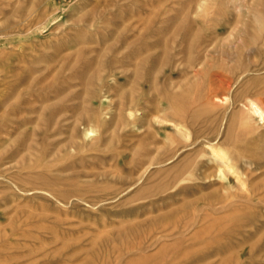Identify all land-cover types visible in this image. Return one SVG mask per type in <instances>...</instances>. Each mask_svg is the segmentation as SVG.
<instances>
[{"label": "rangeland", "instance_id": "374dc122", "mask_svg": "<svg viewBox=\"0 0 264 264\" xmlns=\"http://www.w3.org/2000/svg\"><path fill=\"white\" fill-rule=\"evenodd\" d=\"M0 7L3 264H264V124L249 103L264 100V0ZM215 74L231 81L219 98ZM200 106L237 114L228 144L210 133L191 145L206 125ZM199 146L198 173L145 188L160 179L149 172ZM170 148L179 152L159 163ZM25 167L67 178L56 186L66 198Z\"/></svg>", "mask_w": 264, "mask_h": 264}, {"label": "bare ground", "instance_id": "6f19581e", "mask_svg": "<svg viewBox=\"0 0 264 264\" xmlns=\"http://www.w3.org/2000/svg\"><path fill=\"white\" fill-rule=\"evenodd\" d=\"M1 8V7H0ZM246 10V9H245ZM215 76L217 77H215V80H217V81H219L218 82V85H219V88H216L215 86H213V88H211L210 89V91H209V94L212 96L213 95V98H214V96H216L217 97V94H218V91H219V89L220 90H222V91H224V93L225 92H229L230 91V86H231V81H229V80H226V79H224V78H222L221 77V75L219 76L218 74H215ZM230 79V78H229ZM257 79L258 78H256V79H251V81L253 82H255V80L257 81ZM184 80H182V82H183ZM249 81V80H248ZM176 83V82H175ZM249 83V82H248ZM248 83H247V85H248ZM171 85V84H170ZM174 85V84H173ZM172 85V86H173ZM185 85V84H184ZM246 85V86H247ZM179 86V85H178ZM245 86V87H246ZM181 88V87H180ZM162 90V89H161ZM182 90V89H181ZM208 90V89H207ZM250 90V89H249ZM245 91V90H244ZM163 92V91H162ZM174 92V91H173ZM250 92V91H249ZM161 93V92H160ZM206 93V92H205ZM175 94V93H174ZM163 95V94H162ZM206 95V94H205ZM208 95V94H207ZM206 95V96H207ZM210 97V96H209ZM216 97H215V99H216ZM202 98V97H201ZM207 98V97H206ZM217 98H219V96L217 97ZM234 99V98H233ZM204 100H205V97H204ZM208 100V99H207ZM261 100V101H260ZM260 100H257L259 103L261 102V103H264V100H262V99H260ZM202 101V100H201ZM211 101V100H210ZM214 101V100H213ZM216 101V100H215ZM255 102V101H251V102H249L250 104H251V108H252V110H253V112L254 113H257V115H258V117L260 118V121H261V124H260V126L262 125V124H264V108H261V107H264V105L262 106L261 105V107L258 105V102ZM209 102V101H208ZM232 102H234V101H232ZM202 103V102H201ZM210 103V102H209ZM213 103V102H212ZM191 105V104H190ZM202 105H204V103L202 104ZM213 106L215 105V104H212ZM220 106H222V105H220ZM242 106V105H241ZM200 107H202V106H200ZM204 110H207L208 109V111L207 112H205L204 111V113H207L206 114V118L205 119H203L204 121V123L206 124H204L205 126L202 128V127H200L199 126V129H194V136H193V138H194V140H192V143H191V145H194V146H196V145H198V143L200 142V140L203 138L206 142H210L211 140H209V137L208 136H211V134L210 133H216L217 135H219L220 133L221 134H223V136H224V141H225V144H228V138H233L234 136H233V134H234V130L236 129V124L238 123L237 121H236V119H235V112H232V113H230L229 115H227L226 114V111L223 113V114H220V112H218V114L215 116H213L211 113H213V110H214V107H206L205 106V108H207V109H205L204 108V106L202 107ZM201 108V109H202ZM189 109V108H188ZM193 109V108H192ZM196 110H197V108H195ZM228 109V108H227ZM195 110V112H197V114H194L195 112H193L191 115H192V117L194 116V119H193V121L194 120H196V119H198V118H201V113H199V111L197 110L196 111ZM246 110H247V108H246ZM249 110V109H248ZM215 111V110H214ZM222 112V111H221ZM248 112V111H247ZM253 112H252V115H253ZM17 113V112H16ZM199 113V114H198ZM235 113V114H234ZM240 113V112H239ZM248 114V113H247ZM237 115V114H236ZM249 115H251V114H249ZM191 117V116H190ZM192 117H191V119H192ZM253 117V116H252ZM251 117H249L248 119H250ZM199 120V119H198ZM251 120V119H250ZM200 121V120H199ZM93 122V121H92ZM237 122V123H236ZM247 122V121H246ZM189 123V122H188ZM197 123V122H196ZM201 122H199L198 123V125L200 124ZM197 124H195V126H196ZM254 126H255V124H254ZM258 127V126H257ZM190 128H194L193 126H191ZM243 128V127H242ZM85 129V128H84ZM86 129H87V127H86ZM93 128H89L88 129V132L90 133V135H91V130H92ZM248 129L249 128H245L244 130L245 131H248ZM255 129V128H254ZM239 130V129H238ZM251 130V129H250ZM86 131V130H85ZM253 131V130H252ZM237 132V131H236ZM86 133H87V131H86ZM85 135V134H84ZM89 136V135H88ZM202 137V138H201ZM112 138H113V136H112ZM201 138V139H200ZM257 139H259V138H257ZM98 140V139H97ZM203 141V140H202ZM204 141V142H205ZM223 141V142H224ZM227 141V142H226ZM230 141V140H229ZM235 141V140H234ZM214 143V142H213ZM196 144V145H195ZM95 145V144H94ZM93 145V146H94ZM231 145V144H230ZM93 146H91V147H93ZM190 146V145H189ZM207 146V145H206ZM179 147V146H178ZM192 147V146H191ZM210 148V147H209ZM180 150V149H179ZM185 150V149H184ZM178 150L175 148V149H173V148H170V149H166L164 152H163V155H162V158L160 159V158H158V159H160L158 162L160 163V162H164V161H166V160H170V159H174V157L176 156V152H177ZM187 151V150H186ZM208 151H210V150H208ZM120 152V151H119ZM179 152V151H178ZM181 152V151H180ZM203 152H204V150L199 146L198 148H196V149H189L184 155H182L183 157L181 158V159H176L177 161L175 162V163H173V164H171V166H169V167H167L166 169H157V170H154V171H151V172H149L150 174H149V176L148 175H146V176H148V178H150V179H152V177L153 178H156V177H159L160 179L158 180V182H156L155 184H153V182H152V184L153 185H148V186H146L145 188L146 189H149V187H151L150 189L152 190V189H154V190H156V191H163L165 188H167L168 186H172V185H175V183L178 181V180H180V179H183V178H186V175H190V173H194V171L196 172V170H197V173L199 172L198 171V168H200L201 166L203 167V160L201 161V157L200 158H198V156L199 155H201V154H203ZM211 153H215V149L214 150H211L210 151ZM182 153V152H181ZM206 153V152H205ZM161 154V153H160ZM263 154V153H262ZM121 155H122V153H121ZM152 155V154H151ZM150 155V156H151ZM181 155V154H180ZM205 155H207V154H205ZM159 156V155H158ZM157 156V157H158ZM177 156H179L178 154H177ZM115 157V156H114ZM117 157V156H116ZM155 156H153V158H154ZM153 158H151V159H149L148 160V164H151L152 162H153ZM200 159V160H199ZM224 163V162H223ZM147 164V163H146ZM227 166V165H226ZM24 167V166H23ZM211 167V166H210ZM210 167H208V168H210ZM25 169H26V171H28L29 172V177H33V178H35L34 179V181H35V183L36 182H38V181H40V182H42V185L44 186V188L46 189V190H49L50 192H52V193H54V194H56V196L55 197H57V195H59V196H63L64 194H65V191L66 192H68L66 189H60V190H58L59 189V187H56L57 185H60V184H65V183H63L64 182V180H66L67 178H65V179H63V178H60V177H58L57 176V178L56 179H54V180H52V179H50V178H48L46 175H44V174H41V173H37L38 175H33V174H31L30 172V170H32V167H25ZM207 169V168H206ZM42 170V169H41ZM49 170V169H48ZM200 170V169H199ZM222 170V169H221ZM206 171V170H205ZM5 172V171H4ZM232 172H234V170L232 171ZM34 173V172H33ZM47 173V172H46ZM45 173V174H46ZM99 173V172H98ZM28 174V173H27ZM97 174V173H96ZM96 174H94V175H96ZM191 174V175H192ZM206 174V173H205ZM2 175V174H1ZM90 175V174H89ZM88 175V176H89ZM122 175V174H121ZM195 175V174H194ZM193 175V176H194ZM237 175V174H236ZM15 177H16V175H14ZM52 176V175H51ZM50 176V177H51ZM61 176V175H60ZM113 176V175H112ZM161 176V177H160ZM75 177V176H74ZM71 177H69V179H70ZM97 178V177H96ZM114 178H115V176H114ZM190 178V177H189ZM1 179H2V177H1ZM39 179V180H38ZM73 179V177L70 179V180H72ZM76 179H77V177H76ZM76 179H74V180H76ZM69 180V181H70ZM114 180V179H113ZM31 181H32V179L31 180H29V182H30V184H31ZM124 181V180H123ZM141 181V180H140ZM65 182H67L68 183V185H69V182H68V180L67 181H65ZM96 182V181H95ZM126 182V181H125ZM150 182V181H149ZM72 183H74V181L72 182ZM105 185H107V182L105 181ZM126 183H128V185H129V182H126ZM131 183H132V181H131ZM178 183V182H177ZM216 183V182H215ZM27 184V183H26ZM32 184H34V183H32ZM39 184V183H38ZM37 184V185H38ZM89 184H91V183H89ZM92 184H95L94 182L92 183ZM92 184H91V186H92ZM76 185H79V183L78 184H76ZM76 185H74V184H72V186L71 185H69V189L71 188V190L73 191L74 189H76L74 186H76ZM97 185V184H96ZM122 185V184H121ZM127 185V184H126ZM128 185H127V187H128ZM243 185V184H242ZM1 186V185H0ZM32 186V185H31ZM35 186V185H34ZM43 186H42V188H43ZM65 186V185H64ZM63 186V187H64ZM81 186V185H80ZM78 187V188H81V187ZM90 186V185H89ZM90 186V187H91ZM101 186V185H100ZM111 186V185H110ZM123 186V185H122ZM125 186V185H124ZM84 187H85V189H84ZM84 187H83V189H84V191L86 190V185L84 184ZM89 187V188H90ZM98 187V186H97ZM142 187H144V186H142ZM141 187V188H142ZM175 187V186H174ZM5 188V187H4ZM15 188H17V187H15ZM92 188V187H91ZM93 188H95V187H93ZM98 188H101V187H98ZM121 188V187H120ZM124 188H126V187H124ZM144 188V189H145ZM145 189V190H146ZM202 189V188H201ZM78 190V189H77ZM102 190V189H101ZM124 190V189H123ZM4 191H6V190H4ZM39 191V190H38ZM76 190H74L73 192H75ZM80 191H81V189H80ZM80 191H77L80 195H81V193H82V191H81V193H80ZM127 191V190H126ZM86 192V191H85ZM142 192V191H141ZM144 192V191H143ZM145 192H147V191H145ZM181 192V191H180ZM70 193V192H69ZM69 193H68V195H69ZM78 193H76V194H78ZM26 194V193H25ZM71 194V193H70ZM73 194H75V193H73ZM158 194V193H157ZM202 194V193H201ZM85 195V194H84ZM136 195V194H135ZM65 196H67V193L63 196V197H65ZM8 197V196H7ZM81 197V196H80ZM58 198V197H57ZM66 198V197H65ZM79 199H81V198H79ZM85 200V199H84ZM95 200V199H94ZM57 201V200H56ZM13 202H15V201H13ZM79 202H81V200L79 201ZM85 202V201H84ZM206 202V201H205ZM211 202V201H210ZM85 204H86V202H85ZM94 204V203H93ZM11 205H12V202H11ZM92 205V204H91ZM150 205V204H149ZM47 216V215H46ZM41 217H42V215H41ZM46 219V218H45ZM123 224V223H122ZM50 234H51V232H50ZM5 233L4 232H1L0 231V256L1 257H11L10 256V254L9 253H7V252H10V251H4V249L2 248L4 245H5V243H6V240H5ZM55 237V236H54ZM63 243V242H62ZM6 244H8V243H6ZM13 246V245H12ZM10 248V247H9ZM13 248V247H12ZM93 250V249H92ZM91 252V251H90ZM89 252V253H90ZM16 254V253H15ZM20 254V253H19ZM21 255V254H20ZM22 256V255H21ZM20 256V257H21ZM12 258H14L15 259V257L13 256ZM12 258H11V260H12ZM4 260V261H3ZM11 260H6L7 262H10ZM16 260V259H15ZM14 260V261H15ZM0 262H2L1 264H3V263H5V259H2V261H0ZM12 263V262H11ZM15 263H16V261H15ZM8 264V263H7ZM10 264V263H9ZM18 264V263H17Z\"/></svg>", "mask_w": 264, "mask_h": 264}]
</instances>
